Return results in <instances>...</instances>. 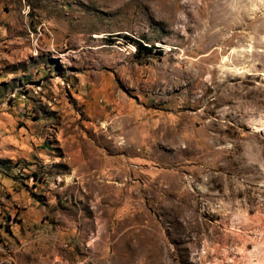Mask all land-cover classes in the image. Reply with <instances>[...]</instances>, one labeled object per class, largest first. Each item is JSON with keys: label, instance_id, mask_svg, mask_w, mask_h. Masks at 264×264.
Wrapping results in <instances>:
<instances>
[{"label": "rangeland", "instance_id": "rangeland-1", "mask_svg": "<svg viewBox=\"0 0 264 264\" xmlns=\"http://www.w3.org/2000/svg\"><path fill=\"white\" fill-rule=\"evenodd\" d=\"M0 264H264V0H0Z\"/></svg>", "mask_w": 264, "mask_h": 264}, {"label": "trees", "instance_id": "trees-1", "mask_svg": "<svg viewBox=\"0 0 264 264\" xmlns=\"http://www.w3.org/2000/svg\"><path fill=\"white\" fill-rule=\"evenodd\" d=\"M129 41H132V40H129ZM136 48H137V50H143L146 53H150V51H151L150 47L142 46L140 44H136Z\"/></svg>", "mask_w": 264, "mask_h": 264}, {"label": "bare ground", "instance_id": "bare-ground-1", "mask_svg": "<svg viewBox=\"0 0 264 264\" xmlns=\"http://www.w3.org/2000/svg\"><path fill=\"white\" fill-rule=\"evenodd\" d=\"M71 178L68 179V181L70 180Z\"/></svg>", "mask_w": 264, "mask_h": 264}]
</instances>
